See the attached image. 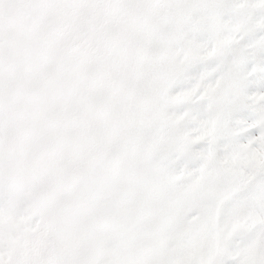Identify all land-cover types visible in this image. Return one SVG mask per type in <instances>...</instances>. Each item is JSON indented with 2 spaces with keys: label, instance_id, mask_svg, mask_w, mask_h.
<instances>
[{
  "label": "snow or ice",
  "instance_id": "1",
  "mask_svg": "<svg viewBox=\"0 0 264 264\" xmlns=\"http://www.w3.org/2000/svg\"><path fill=\"white\" fill-rule=\"evenodd\" d=\"M0 264H264V0H0Z\"/></svg>",
  "mask_w": 264,
  "mask_h": 264
}]
</instances>
